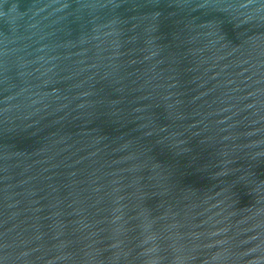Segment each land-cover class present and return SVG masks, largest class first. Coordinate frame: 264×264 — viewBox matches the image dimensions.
Returning <instances> with one entry per match:
<instances>
[{"label":"water","instance_id":"water-1","mask_svg":"<svg viewBox=\"0 0 264 264\" xmlns=\"http://www.w3.org/2000/svg\"><path fill=\"white\" fill-rule=\"evenodd\" d=\"M0 264H264V0H0Z\"/></svg>","mask_w":264,"mask_h":264}]
</instances>
